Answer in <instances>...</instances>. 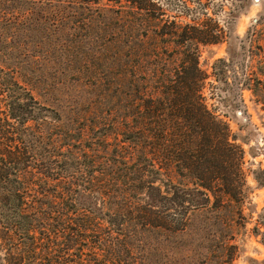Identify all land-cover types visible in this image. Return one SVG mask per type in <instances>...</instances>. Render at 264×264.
I'll return each instance as SVG.
<instances>
[{
	"label": "trees",
	"instance_id": "trees-1",
	"mask_svg": "<svg viewBox=\"0 0 264 264\" xmlns=\"http://www.w3.org/2000/svg\"><path fill=\"white\" fill-rule=\"evenodd\" d=\"M209 4L0 0V264H143L153 235L183 234L246 187L249 141L206 90L214 80L234 111L238 84L264 121V2L243 37L240 5L222 22ZM223 44L204 69L203 50ZM69 56L103 61L108 88L109 110L79 114L80 130L19 77ZM251 174L264 188V169Z\"/></svg>",
	"mask_w": 264,
	"mask_h": 264
},
{
	"label": "rangeland",
	"instance_id": "rangeland-1",
	"mask_svg": "<svg viewBox=\"0 0 264 264\" xmlns=\"http://www.w3.org/2000/svg\"><path fill=\"white\" fill-rule=\"evenodd\" d=\"M222 22L225 11L231 6L240 5V15L234 21V35L243 37L263 11L264 0H209ZM211 9V10H213ZM212 12V11H211ZM202 65L210 69L214 60L226 55V44L206 47L203 50ZM101 62L89 64L86 68L73 57H65L55 64V69H42L32 74H20V80L42 104L65 111L76 130L86 123L77 121L79 114H85L93 107L101 113L109 110L108 97L105 96V77L101 74ZM81 72H77V71ZM94 71L100 73V81ZM207 86L206 96L211 109L223 117L233 132H239L249 143L238 142L245 150L244 172L246 187L237 191V196L226 199L218 208L195 212L187 223L186 232L177 235L158 233L153 235L143 252V264H263L264 262V188L252 177L253 170L264 169V121L255 110L250 93L242 92L233 82L230 88L236 95L235 110L212 92L218 88L214 80ZM226 96L225 93H223ZM223 94L221 98H223ZM225 98V97H224ZM229 104V103H228ZM245 109L247 111L245 112ZM254 154V155H253ZM1 244V241H0Z\"/></svg>",
	"mask_w": 264,
	"mask_h": 264
}]
</instances>
